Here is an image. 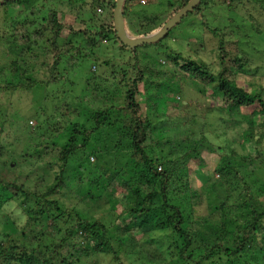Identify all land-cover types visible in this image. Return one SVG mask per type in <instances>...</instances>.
Wrapping results in <instances>:
<instances>
[{
    "label": "trees",
    "instance_id": "trees-1",
    "mask_svg": "<svg viewBox=\"0 0 264 264\" xmlns=\"http://www.w3.org/2000/svg\"><path fill=\"white\" fill-rule=\"evenodd\" d=\"M141 1L123 3L131 38L157 31L191 0ZM35 2H0V9L16 12L4 16L0 33L14 58L0 66V97L36 93L40 106L32 109L41 115L24 120L17 108L7 120L10 107L0 108V134L9 124L22 143L18 163L13 155L0 162V264H97L100 258L123 264V257L125 264H264V51L257 64L240 44L249 36L264 41V0H200L160 40L133 49L116 37L113 14L98 16L102 5L113 11L116 0H91L88 21L73 0L56 1L41 20L22 18ZM151 5L158 12L145 16ZM242 13L250 35L241 33ZM68 14L74 18L66 20ZM109 42L119 57L128 56L116 73L118 90L125 88L119 104L112 103L118 90L109 98L96 83ZM148 47L157 61L140 49ZM214 50L211 62L206 53ZM37 53L52 60L43 62L47 81L29 78L20 66ZM69 74L85 81L82 101H58L44 111L36 89L59 86ZM186 83L204 100L177 101ZM46 93L43 101L57 100ZM172 112L178 116L172 119ZM28 119L36 121L33 128ZM199 169L204 177L197 182ZM256 171L262 185L253 191L242 173ZM72 193L82 207L68 206ZM81 209H103L108 217L93 219ZM135 231L151 249L139 246ZM154 233L161 234L155 241Z\"/></svg>",
    "mask_w": 264,
    "mask_h": 264
},
{
    "label": "rangeland",
    "instance_id": "rangeland-1",
    "mask_svg": "<svg viewBox=\"0 0 264 264\" xmlns=\"http://www.w3.org/2000/svg\"><path fill=\"white\" fill-rule=\"evenodd\" d=\"M57 2H62V1H66V0H56ZM56 1H52V0H36V4L33 5L34 7L27 10L24 15H22V18H26L29 21L31 20H41L42 17H44L45 13L48 10L53 9V7L56 5ZM90 1L91 0H73V3L75 2L76 4V8L77 10L79 9L78 7L81 6V10L79 11L80 16L83 18V20L88 21L89 18L91 17V14L93 13V11H95V8L90 6ZM163 1V0H162ZM147 2V1H146ZM161 2V0H160ZM164 2V1H163ZM162 2V3H163ZM67 4V2H65ZM107 3V2H106ZM62 8L64 6V8H66V6L64 5V3L61 4ZM137 8H139V6H136ZM248 8V6H247ZM157 6H146L145 8H143L145 16L150 17V14H154L157 11ZM160 11H164L165 7H161L159 8ZM11 10V11H10ZM10 10L8 11H4L2 9H0V33L2 31H6V27L3 25V23L5 22L4 20V16L8 15V18L11 17L12 14H16V12H14V9L10 8ZM128 10L132 11L133 9L129 8ZM142 10V9H141ZM111 14H113V11H111V7L109 6H105L103 7L102 5V13L98 14V16L100 17H111ZM242 16L244 17V21H238L241 22L242 24H244L245 26L241 29V33L242 34H249V22L246 20V14L242 13ZM18 18V17H17ZM74 17L71 16L70 14L66 15V20H72ZM21 18H19L20 20ZM79 20H75L74 26L77 28L81 27V24H78ZM136 23V22H135ZM133 22V25L135 24ZM126 27L128 32L133 33V28L132 26H129L128 23H126ZM241 26V24H240ZM91 27V26H89ZM178 28H175L171 33H173L171 36L174 35L175 32H177ZM176 35V34H175ZM175 35L173 37H170V39L174 38ZM178 35V34H177ZM176 35V37H177ZM82 43V41H80ZM242 48L244 49L243 51H246L248 53V55L250 57L253 58V60L257 63H263V51H264V41L261 42L259 39L254 38L253 36H249L247 38H244L243 41L240 42ZM204 46L210 50L211 45L209 43L204 44ZM118 46L116 47V45H114L112 42H109V48H103L105 54H103V56H101L99 58V65L101 67V69L99 70L94 69L92 67L91 71L96 72L97 70H99V72L97 73V77H100L97 79L96 83L97 85H99L100 90L99 93L100 94H108V97H111V92H113V96L116 90H118V86H116V84L119 82L118 78L116 77V73H119L121 70L125 69V66H122L124 63L128 62V56L127 54H124L123 56L119 57L117 54L119 52V50H117ZM199 52H202V48L201 45L197 46ZM142 51L145 50V53H149V61L151 60H155L157 61L158 55L155 54V51H153L154 49L152 47H148V48H140ZM234 48H232L233 50ZM7 46L5 45L4 42L0 41V66L6 67L9 65V62L12 60H14V58L10 55L8 56L6 54ZM117 52V53H116ZM115 53V54H114ZM160 53V52H159ZM38 54V55H37ZM35 56V58H30V55H26L24 56V58H22V60H24V62L20 61V66L26 70L27 72V76L35 81H40V80H45L47 81L48 79V72H47V66L45 67L43 62L48 63V66L51 64L52 60L51 58H46L42 55H40L39 53H37ZM202 54V53H201ZM206 55H208L209 59L211 62H215L217 60V53L214 50V52L211 53H206ZM203 58L204 55L202 54ZM17 59H15L16 61ZM19 61V60H18ZM104 62L109 63L108 67L104 66ZM161 64H164V61L161 60L159 61ZM43 63V64H42ZM96 66V65H94ZM128 71L131 73V77L133 76V73L130 69H128ZM113 72V73H111ZM115 73V74H114ZM113 75L115 77V79H109L108 76ZM147 77H149L148 74H146ZM68 77V81H64V82H60L59 86L58 85H49L48 87H39L36 90L41 94V101L43 102V107H44V111L49 108L52 110H55V108L58 107V101L60 103H63L64 105L70 104V103H75L77 102V100L82 101V92L84 91V82L82 78H74L73 76H71V74L67 75ZM131 79V78H130ZM83 81V82H82ZM130 83V81H129ZM120 87V86H119ZM123 89L118 90L119 94L116 95V98H114V101L112 102L113 104L116 103H120L123 99H122V93L125 91L124 87H121ZM139 89L140 91L143 90V83L139 84ZM35 90V91H36ZM46 91H48L49 93H51L52 91L55 92L56 94H58V96H54L51 95V97L53 98H57L51 100L50 98L46 101L44 99L43 101V96H45ZM37 92V94H38ZM184 93L178 94V95H174L175 99L177 101H182L183 100V104L186 105L187 101L189 102L190 100H204V98L199 95V93L197 92L196 87H194L192 84L190 83H186L184 84V89H183ZM121 93V94H120ZM83 94H85L83 92ZM49 95V94H48ZM1 96V95H0ZM8 99H3L0 97V108H2L4 110H7L10 107V113L6 114V118L7 120H10L12 118V112L13 110L18 108V111L21 110V114H17L18 117H20L21 119L27 120L26 118L32 117V115H34L36 118H41V115L39 116L38 113V109L36 108L35 110L32 108L37 107V104L39 105L40 103V99L36 98V93L33 95V93L31 92H25L22 93L21 95L18 94H14L12 96H7ZM204 103V102H202ZM111 105V103L108 104V106ZM40 106V105H39ZM169 115H171L172 119L176 116H178L177 112H172L169 113ZM13 117H16L15 115ZM119 119V118H116ZM121 120V119H120ZM11 123V121H10ZM36 125V121L34 119H28L27 121V126L30 128H33ZM18 138H20V136L17 134V132H14V129H12V127L8 124L5 125L4 128V132L2 134H0V140H2L4 142V146L6 147L5 150L3 151V155L2 158L0 159V162H6L9 158L10 155L15 156L16 159V163H18V154L22 153V143L18 142ZM22 138V137H21ZM22 140H24L22 138ZM24 145V144H23ZM236 151H240L238 146H235ZM31 153V152H30ZM91 158V159H90ZM89 161L90 163L94 164L96 162V160H94V157H90ZM102 167H107L105 166L104 163H100L99 164ZM12 168H14V164L11 163ZM73 167H75L74 164L70 165L69 168L72 169ZM19 170V168H18ZM206 171V175L207 177H211V173L207 170V168L204 169ZM264 172V169L262 170ZM29 172V170H26L24 172V175H27ZM259 171H256L253 173V177H250L249 174L251 172L248 173H242V175L245 177V180L248 182V184L252 187V190L254 191H258L260 189V185L256 180L258 178V174ZM20 173V170H19ZM197 178H199L198 181H202L203 179L201 177H204L202 175H204V173L199 169L197 172ZM213 176V175H212ZM20 180V178H19ZM74 194L72 193V195H70V198L72 199H68L65 200L66 203L68 204V206L70 205H76L79 207H82L81 205H79V203L77 201H75V199H73ZM106 199L105 197H103L98 203L101 204V206L104 205L103 200ZM14 206L11 205L10 208L12 209ZM85 207V206H84ZM82 211V209H81ZM91 211H96L97 213H89L87 211H82L83 214H85L86 216H92L93 219H99L100 217L102 218H106L108 217V213L107 211H104L103 209L100 210H95L92 209ZM109 217H113V216H109ZM58 226L60 228L63 227V223L58 224ZM136 235L139 237L140 234H138V232H136ZM161 234L160 233H154L151 236V239L153 241L157 240L159 238ZM60 235H58L56 238H59ZM140 239H138L139 241V246H142L145 249H151L152 245H148L145 240L144 237H139ZM147 238V236H146ZM121 257H123V255L121 254ZM123 264H125L124 261V257H123ZM114 264L113 262L110 261L109 258L106 259H99L97 260V264Z\"/></svg>",
    "mask_w": 264,
    "mask_h": 264
},
{
    "label": "water",
    "instance_id": "water-1",
    "mask_svg": "<svg viewBox=\"0 0 264 264\" xmlns=\"http://www.w3.org/2000/svg\"><path fill=\"white\" fill-rule=\"evenodd\" d=\"M8 1V0H0V2ZM200 0H191L186 7H184L181 11H179L174 17H172L169 21H167L160 29L157 31L138 38H131L127 31L125 30L123 24V14L122 7L124 0H116L115 8L113 10V26L116 32V37L120 40V42L128 47V48H136L142 45H146L149 43L156 42L160 40L164 35H166L173 26L179 22L184 16L190 13L194 7L199 3Z\"/></svg>",
    "mask_w": 264,
    "mask_h": 264
},
{
    "label": "built area",
    "instance_id": "built-area-1",
    "mask_svg": "<svg viewBox=\"0 0 264 264\" xmlns=\"http://www.w3.org/2000/svg\"><path fill=\"white\" fill-rule=\"evenodd\" d=\"M141 3H144V0H142Z\"/></svg>",
    "mask_w": 264,
    "mask_h": 264
}]
</instances>
